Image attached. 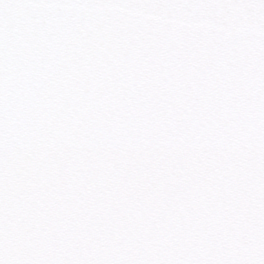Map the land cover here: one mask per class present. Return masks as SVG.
<instances>
[{
    "label": "snow or ice",
    "instance_id": "6c2138e0",
    "mask_svg": "<svg viewBox=\"0 0 264 264\" xmlns=\"http://www.w3.org/2000/svg\"><path fill=\"white\" fill-rule=\"evenodd\" d=\"M0 264H264V0H0Z\"/></svg>",
    "mask_w": 264,
    "mask_h": 264
}]
</instances>
